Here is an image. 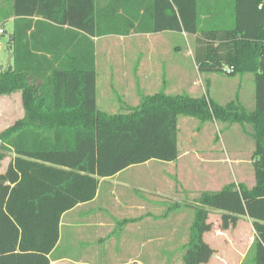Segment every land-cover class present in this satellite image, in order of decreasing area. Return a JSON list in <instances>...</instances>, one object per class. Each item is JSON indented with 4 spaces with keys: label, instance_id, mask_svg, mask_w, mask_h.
Here are the masks:
<instances>
[{
    "label": "trees",
    "instance_id": "obj_1",
    "mask_svg": "<svg viewBox=\"0 0 264 264\" xmlns=\"http://www.w3.org/2000/svg\"><path fill=\"white\" fill-rule=\"evenodd\" d=\"M21 2L7 39L13 62L0 70V97L20 93L24 111L0 133V169L11 155L0 172V264H52L63 215L94 201L102 179L180 158V117L250 125L255 142L254 186L205 192L193 206L185 264H199L207 208L231 213L233 202L252 220L253 260L264 264V0H214L222 12L212 0H59V15L21 11ZM167 32L192 36L200 73L252 74L254 111L163 93L125 113L100 111L96 40Z\"/></svg>",
    "mask_w": 264,
    "mask_h": 264
},
{
    "label": "crops",
    "instance_id": "obj_2",
    "mask_svg": "<svg viewBox=\"0 0 264 264\" xmlns=\"http://www.w3.org/2000/svg\"><path fill=\"white\" fill-rule=\"evenodd\" d=\"M21 1V11H33L34 14L41 12L59 15L63 9L59 4V0ZM218 5V2L215 4L214 0H212L208 7H216L217 12H222L221 7ZM13 13L14 0H0V18L4 17V19L0 20V29L3 28L5 32L7 31V39L10 37L13 29ZM38 20L42 19L38 17L34 18L35 22ZM7 25L9 28H7ZM65 28L67 29L68 27ZM173 34L167 32L166 35ZM181 35L186 36L185 33ZM144 36L150 37L155 35ZM110 37L120 38V42L125 43L127 38L133 36L126 38ZM103 39L96 40L97 104L100 111L106 112L105 109H101V99H104L108 106L115 105L120 109L123 107V109H128L125 105L126 103L131 104V96L134 98V102L137 103L136 107H138L140 106L141 100L146 96H153L158 93L170 95L165 91L156 93L159 87V80L155 79V74L156 70L160 67L166 70L168 69V73L171 74L172 82L170 85L173 90L175 88L178 90L188 88L189 94L198 90L219 105L221 104L214 98L226 95L228 96V101L221 106H226L238 100L240 106L245 110L251 112L255 109V102L251 107H246L242 89V81L248 74L239 75L240 77L235 76L239 78L233 79V82H230L231 84H228L227 87L225 86L221 93L218 94L213 83V73H200L194 61L193 54H186L184 58L175 57L172 61L162 60L160 64L157 61L159 57L152 53L146 57H140L136 61L133 72L121 71L119 68H116L115 70L104 72L103 77H100L97 46ZM150 43L152 52H154V42L151 41ZM189 57H192L191 62L189 61ZM12 62L13 53L11 49L8 48L2 52V44L0 42V70L7 69L11 66ZM186 64L193 66V69L198 72L200 78H193V80L188 82V76L186 75L188 74V65ZM206 74H212L213 77H204ZM223 74H226V72L224 71ZM226 75L229 76L230 74ZM11 97H17L22 106L20 93L0 97V100L3 98L7 100ZM220 124L232 126L237 123L220 122ZM241 127L236 140L237 145L230 138L227 141L223 140V149L227 156L226 159L220 160L219 162L231 163L238 167L246 163L242 161L241 156L237 154L230 155L229 153L230 149L232 151L245 149L246 143H248L249 150H252L253 146L255 147V144H252L253 128L250 125H241ZM225 129L227 130V127ZM212 150H215L214 146ZM193 152L202 154L201 162L204 164L210 165L216 161L215 157L208 158L209 155L204 152V148L200 149L199 146H186V150L182 153L180 152V158L178 160L190 156ZM249 163L253 166L252 157ZM132 168H129V170ZM124 172L112 178L102 179L94 201L81 204L63 215L60 224V240L50 256L52 264H185L189 252L187 228H185V232L183 233L181 227L178 230L173 225L179 219L178 215L172 216L173 214H169L163 216L157 214L156 202L152 203V201H149L150 204H137V202L129 198H125L124 200L121 199L122 196L117 198L119 187L123 186L119 183V178ZM120 191V194H124L125 197V193H127L125 188L122 187ZM156 195L160 194L156 192ZM178 205V203L175 204V207ZM207 210L209 211V215L207 216L206 227L200 240L199 264H245L248 259L254 261L252 247L255 242L256 232L253 228L252 220L247 216H242L237 221L233 219L234 216L229 217L231 215L221 214L222 211L219 214L212 207H208ZM139 211L140 214L135 213ZM141 212H144V214H141ZM66 219H68V229L66 234H64L63 227L65 226L64 221ZM168 222H172V226L168 227ZM224 222H227L228 225L225 226ZM235 222L236 224H234ZM178 234H181L182 238H185L184 242H182V238L180 242L176 241ZM65 235L68 244H64ZM141 236H145V238L142 240ZM161 241L165 243L159 245L158 242ZM172 255H176V257H172Z\"/></svg>",
    "mask_w": 264,
    "mask_h": 264
},
{
    "label": "rangeland",
    "instance_id": "obj_3",
    "mask_svg": "<svg viewBox=\"0 0 264 264\" xmlns=\"http://www.w3.org/2000/svg\"><path fill=\"white\" fill-rule=\"evenodd\" d=\"M224 12L226 15L224 17L225 20L230 21L229 23L231 24L232 18L230 14V4L224 9ZM7 28H9L8 25ZM166 34L167 33H159L150 37L135 35L127 38L125 43L120 42V38H104L97 46V60L100 77H103L104 72L115 70L116 68H119L121 71L133 72L136 61L140 59V57H146L152 53L159 57L157 58V61L160 64L162 60L172 61L175 57L184 58L186 54H193L192 36H184L177 33H174L173 35ZM151 41H153L155 45L154 52H152L151 49ZM0 42L2 44V52L6 51V49H8L7 31L3 35H0ZM191 60L192 57H189L190 62ZM186 65H188V74H186L188 76V82L193 80V78H200L198 72L193 69V66L190 64ZM213 75L214 87L218 94L221 93L225 86L227 87L228 84L230 85V82H233V79H238L240 77H230L223 73H213ZM204 77L212 78L213 76L212 74H206ZM171 78L168 69L166 70L160 67L156 70L155 79L159 80V87L157 88L156 93L165 91L170 95H188L193 98H201L204 96L203 93H200L198 90L189 94V89L187 87L188 90L185 88H180L181 90L175 88V90H173L170 85L172 82ZM242 89L244 92L246 107H251L255 102V82L253 75L248 74L244 77L242 81ZM133 99L134 98L131 96L130 103L133 106L126 103L125 107H128V109H123L124 107L120 109L115 105L108 106L107 102L104 99H101V109H105L108 114L125 113L130 109L137 108V103L134 102ZM143 99L141 100V103ZM214 99H216L221 105H224L228 101V96H220ZM23 113V108L17 97H11L7 100L4 98L1 99L0 133L13 125L18 119L22 118ZM216 124L215 122L210 121L204 124L193 117H180L178 123L179 151L181 153L185 151L186 146H199L200 149L204 148V152L209 155L208 158H216L214 163L210 165L202 163V154L193 152L190 156L182 158L174 163L151 161L144 165L134 166L133 168L131 167L132 169H128V171L124 172L119 178V183L123 185L122 187L125 188L127 193H125L124 197V194H120L122 187H119L117 198H120V196H122V200L129 198L134 202H137V204H150L149 201H152V203L156 202L157 214L163 216L169 214H173L172 216L178 215L179 219H177L173 225L177 227L178 230L182 228L183 233L185 232V228H187V236L189 237L188 241H190L189 230L194 219L193 206L199 203V200L205 191H214V193L219 192L230 184H234L235 189L238 190L240 185L252 188L255 184L254 168L249 163L255 148L254 146L252 147V150H249L248 143H246L245 149L238 151H232V149L229 150L230 155L237 154L242 157L241 159L243 162H246L240 167L232 165L231 163L219 162L220 160L226 159L227 156L223 149V140L227 141L230 138L232 139V142L237 145L236 140L239 136L240 129L242 128L241 125H221L219 122ZM226 127L227 130L225 129ZM252 144H255L253 139ZM213 146L215 150H212ZM10 160L11 155L2 162L0 172L5 171ZM156 192L160 195L155 196ZM177 203L179 205L175 207V204ZM231 206L232 208L234 207V211L232 210L231 213L223 211L221 214H228L241 219L242 212L240 209V203L236 205L235 202H233ZM217 211L220 214L221 211ZM135 213L140 214V211ZM141 214H144V212H141ZM214 214L217 215L216 213ZM64 224L63 233L66 234L68 229V219L64 221ZM167 225L168 227L172 226V222H168ZM144 238L145 236H141L142 240ZM176 238V241L180 242L182 238L181 234H178ZM182 239V242H184L185 238L183 237ZM164 243V241L158 242L159 245ZM64 244H68L66 235ZM172 257H176V255H172ZM245 264L255 263L248 259Z\"/></svg>",
    "mask_w": 264,
    "mask_h": 264
},
{
    "label": "built area",
    "instance_id": "obj_4",
    "mask_svg": "<svg viewBox=\"0 0 264 264\" xmlns=\"http://www.w3.org/2000/svg\"><path fill=\"white\" fill-rule=\"evenodd\" d=\"M4 34V30L3 29H0V35H3ZM225 72L226 74H230L232 72V69H225Z\"/></svg>",
    "mask_w": 264,
    "mask_h": 264
}]
</instances>
